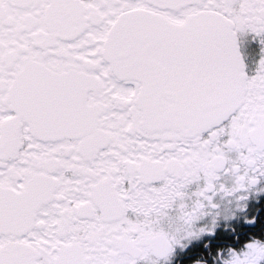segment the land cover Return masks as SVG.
Listing matches in <instances>:
<instances>
[{
    "label": "snow or ice",
    "instance_id": "6c2138e0",
    "mask_svg": "<svg viewBox=\"0 0 264 264\" xmlns=\"http://www.w3.org/2000/svg\"><path fill=\"white\" fill-rule=\"evenodd\" d=\"M0 264H264V0H0Z\"/></svg>",
    "mask_w": 264,
    "mask_h": 264
},
{
    "label": "flooded vegetation",
    "instance_id": "af4514ba",
    "mask_svg": "<svg viewBox=\"0 0 264 264\" xmlns=\"http://www.w3.org/2000/svg\"><path fill=\"white\" fill-rule=\"evenodd\" d=\"M241 52L243 53L246 70L252 74L256 67V62L260 56V45L251 36L241 37Z\"/></svg>",
    "mask_w": 264,
    "mask_h": 264
}]
</instances>
